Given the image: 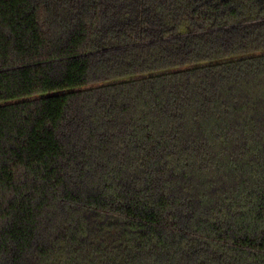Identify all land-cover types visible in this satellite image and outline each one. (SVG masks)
<instances>
[{
	"label": "trees",
	"instance_id": "1",
	"mask_svg": "<svg viewBox=\"0 0 264 264\" xmlns=\"http://www.w3.org/2000/svg\"><path fill=\"white\" fill-rule=\"evenodd\" d=\"M0 264H264V0H0Z\"/></svg>",
	"mask_w": 264,
	"mask_h": 264
}]
</instances>
